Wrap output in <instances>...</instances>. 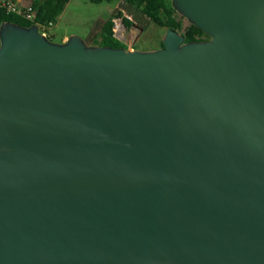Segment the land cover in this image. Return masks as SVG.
<instances>
[{"label": "water", "instance_id": "1", "mask_svg": "<svg viewBox=\"0 0 264 264\" xmlns=\"http://www.w3.org/2000/svg\"><path fill=\"white\" fill-rule=\"evenodd\" d=\"M171 3L209 39L0 25V264H264V0Z\"/></svg>", "mask_w": 264, "mask_h": 264}, {"label": "rangeland", "instance_id": "2", "mask_svg": "<svg viewBox=\"0 0 264 264\" xmlns=\"http://www.w3.org/2000/svg\"><path fill=\"white\" fill-rule=\"evenodd\" d=\"M116 0H103L95 3L92 0H69L61 15L49 30L47 38L53 43L60 44V37L64 34L80 37L87 45L99 42L102 29L109 18L117 12ZM125 14L131 17L133 24L142 29V34H137V41L133 47L139 51H154L160 48L166 32L165 28L158 27L147 21L140 10L127 5L121 8ZM181 18L182 29L188 26L186 20ZM180 33V32H178ZM136 33H128L129 39ZM120 46L128 49V45L122 41Z\"/></svg>", "mask_w": 264, "mask_h": 264}, {"label": "trees", "instance_id": "3", "mask_svg": "<svg viewBox=\"0 0 264 264\" xmlns=\"http://www.w3.org/2000/svg\"><path fill=\"white\" fill-rule=\"evenodd\" d=\"M4 1L6 0L0 1V25L3 22H10L28 28L34 24L47 25L48 23H56L69 0H28L31 3L30 8L35 16L34 22H29L19 16L7 13L1 6ZM92 1L98 3L103 0ZM125 2L127 6L140 10L141 14L148 22L155 24L158 27L165 28L166 30L171 29L180 32L184 36L185 43L200 42L209 39L201 30L192 25H188L186 28L182 29L181 18H178L177 13L174 11L171 0H125ZM116 15L121 17L119 12L114 16ZM113 17L109 18L105 23L100 41L93 42L89 45L114 49L122 48L120 43L112 36L111 29L113 26ZM123 23L127 29H130V27L133 26L131 22L125 19L123 20ZM161 47L162 44L160 43V48Z\"/></svg>", "mask_w": 264, "mask_h": 264}, {"label": "built area", "instance_id": "4", "mask_svg": "<svg viewBox=\"0 0 264 264\" xmlns=\"http://www.w3.org/2000/svg\"><path fill=\"white\" fill-rule=\"evenodd\" d=\"M116 1H117V7H116L117 12L121 14V17L116 15L112 18V23H113V26L111 29L112 36L118 42L122 41L126 43L128 45V49L127 50L125 49V50L132 52L134 51V47H133L134 42H133L132 37L131 39H129L128 33L130 30L124 26L123 20L125 19L131 22L132 24H133V21L130 16H128L127 14H125V12L121 10V8L126 5L125 0H116ZM1 6L9 14H14L16 16L23 18L26 21L34 22L35 16L32 13V10L30 7H26V8L19 7L15 3H13L11 0H6L2 2ZM34 25L38 27L39 33L47 38L46 32L53 25V23H48L47 25H37V24H34Z\"/></svg>", "mask_w": 264, "mask_h": 264}, {"label": "crops", "instance_id": "5", "mask_svg": "<svg viewBox=\"0 0 264 264\" xmlns=\"http://www.w3.org/2000/svg\"><path fill=\"white\" fill-rule=\"evenodd\" d=\"M0 1H3V0H0ZM13 3H15L17 6H19V7H22V8H26V7H30L31 6V3H30V1H28V0H11ZM133 26H135V27H138V26H136V25H134L133 24ZM132 26V27H133ZM132 27H130V33L132 34V33H136V35H132V39H133V42L135 43L136 41H137V34L138 35H141L142 33L139 31V29H141V28H139L138 27V30H133L132 29ZM70 37V35L69 34H64V35H62L61 37H60V43H64V42H66L67 40H68V38ZM92 44V43H91ZM134 50H136L135 48H134Z\"/></svg>", "mask_w": 264, "mask_h": 264}]
</instances>
